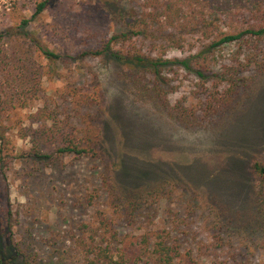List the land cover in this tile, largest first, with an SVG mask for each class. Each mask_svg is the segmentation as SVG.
Instances as JSON below:
<instances>
[{"label":"rangeland","instance_id":"374dc122","mask_svg":"<svg viewBox=\"0 0 264 264\" xmlns=\"http://www.w3.org/2000/svg\"><path fill=\"white\" fill-rule=\"evenodd\" d=\"M42 1L0 0V43L11 37L22 41L32 37L56 50L61 57L56 66L51 64L54 71L44 79L41 97L52 99L68 84L96 90L98 101L90 110L102 141L97 157L67 156L46 168L23 161L29 140L11 130V123L26 119L43 103L31 102L30 109L11 114V122L6 123L15 159L0 168V195L10 201L17 238L33 242L37 263L82 264L74 240L80 223L92 220L97 205H87L85 196L101 188L103 173L110 170L116 187L127 195L163 188L164 199L156 202L153 220L171 228L198 264L223 260L229 238H234L231 248L240 245L252 252L250 264H264V234L255 233L251 223L257 211L252 166L264 162V76L256 79L238 108L211 115L213 110L201 106L212 91L208 89L211 82L201 87L188 70H166L174 90L169 105L188 108L186 113L192 115L186 124L172 120L163 107L140 100L132 91L126 65L109 55L80 56L125 31L132 10L142 14L144 0H56L35 17ZM24 19L29 23L20 28ZM135 25L144 28L143 22ZM148 25L153 36L114 42L113 49L133 51L135 47L155 57L187 58L203 44L199 35L187 34L183 46L174 45L161 37L155 24ZM172 30L168 27L166 33ZM235 50L227 46L220 53L227 60ZM59 98L63 96L53 100ZM216 235L224 241L217 244Z\"/></svg>","mask_w":264,"mask_h":264},{"label":"trees","instance_id":"16d2710c","mask_svg":"<svg viewBox=\"0 0 264 264\" xmlns=\"http://www.w3.org/2000/svg\"><path fill=\"white\" fill-rule=\"evenodd\" d=\"M55 1L39 2L34 16ZM144 4L142 14L132 10L133 17L129 19L133 22L127 20L125 31L114 34L102 48H88L80 56L109 55L126 65V80L132 91L140 100L156 102L175 121L186 124L192 116L186 113L188 108L169 105L174 90L165 71L175 68L192 72L201 82L198 86L211 82L208 89L212 91L201 100L204 109L207 105L213 110L211 115L238 108L256 79L264 76V0H144ZM142 22L143 29L135 25ZM149 22L174 45L183 46L187 34L199 35L203 44L187 58L155 57L135 47L133 51L113 49L114 42L153 36ZM28 23L22 20L20 28ZM168 27L173 30L166 33ZM23 33L30 35L25 30ZM28 39L11 37L0 43V168L15 159L6 123L11 122V114L30 109L34 101L43 105L33 108L26 119L11 123V130L19 138L29 140L23 161L53 168L63 157H97L102 134L90 109L97 103L99 93L68 84L45 101L41 97L44 79L54 71L51 64L56 66L61 55L35 38ZM227 46L236 50L225 60L220 52ZM220 58L225 62L220 64ZM252 72L255 74L250 76ZM60 95L63 98L53 100ZM252 171L257 211L251 215V223L255 233L264 234V162H254ZM110 172L103 173L101 188L85 196L87 205H98L100 201V207L95 206L92 220L80 223V233L74 240L82 264H198L193 252L185 251L173 236L171 228L153 220L158 211L156 202L164 199L163 188L127 195L116 187ZM0 201L4 203H0V264H38L33 242L20 240L12 229L10 201H3L1 195ZM215 240L218 244L224 238L216 235ZM233 242L234 238L226 240L225 258L218 264H250L252 252L240 245L231 248ZM217 244L215 248L222 249Z\"/></svg>","mask_w":264,"mask_h":264}]
</instances>
